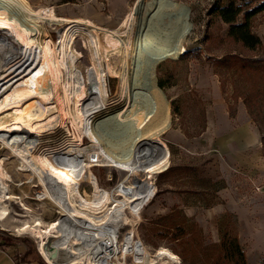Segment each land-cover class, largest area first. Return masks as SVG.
Returning a JSON list of instances; mask_svg holds the SVG:
<instances>
[{
	"label": "rangeland",
	"instance_id": "obj_1",
	"mask_svg": "<svg viewBox=\"0 0 264 264\" xmlns=\"http://www.w3.org/2000/svg\"><path fill=\"white\" fill-rule=\"evenodd\" d=\"M217 1L225 6L228 0H0V30L29 21L51 8L58 18L89 24L99 34L105 49L113 39L132 37L142 30L177 34L178 45L185 54H165L152 42L142 46L131 62L136 75L132 83L109 78L105 63L95 62L96 69L101 67L104 71L106 84L102 88L105 86L111 108L125 129L132 134L159 137L170 153L168 169L154 174L152 181L141 173L130 175L106 165L91 168L98 185L106 191L122 182L130 187L153 189L138 217L126 209L127 223L118 231V246L124 244L133 222L134 242L150 255L166 249L181 264H215L217 246L226 230L237 237L246 264H263L264 154L259 141L260 132H264V96L253 110L258 117L256 122L243 102L249 80L255 78L228 67L233 56L261 59L264 54L261 50L249 51L228 37V26L214 12ZM234 1L248 9L264 2ZM40 29L51 38L54 57L61 55L65 42L66 52L69 54L72 47L75 60L72 63L66 58L68 69L61 67L62 86H55L39 55L37 67L45 89L42 94L26 96L28 102L24 107L27 112L39 108L51 117L42 131H33L34 144L39 149L33 150L34 154H45L56 167L68 172L69 151L64 147L77 144L78 136L83 142L79 150L90 144L71 115L70 92L75 79L68 70L74 65L86 90L97 39L88 30H76L68 23L45 22ZM72 30L77 32L72 35ZM251 32L263 45L264 10L251 19ZM22 59L23 54L21 62ZM218 60L229 63L219 65ZM23 61H27L26 56ZM111 65L121 69L117 58L111 59ZM34 88V93L40 92L38 86ZM63 89L68 90L70 101L64 97ZM14 101L8 99L3 103ZM101 119L99 116L96 121ZM101 130L100 140L105 147L113 154H122L126 131L122 127ZM2 156L6 158L4 168L10 180L3 181L10 195L5 201L8 223L17 226L35 219L44 224L57 221L61 211L51 201H39L43 189L37 179L23 172L18 159L0 145ZM80 184L82 195L92 192L88 182ZM114 199L123 200L118 196ZM174 225H180L185 232L180 241L171 236ZM0 231L13 239L16 249L46 264L31 234L16 235L1 226ZM119 259L121 264H136L132 256ZM112 262L116 264L115 260Z\"/></svg>",
	"mask_w": 264,
	"mask_h": 264
},
{
	"label": "bare ground",
	"instance_id": "obj_2",
	"mask_svg": "<svg viewBox=\"0 0 264 264\" xmlns=\"http://www.w3.org/2000/svg\"><path fill=\"white\" fill-rule=\"evenodd\" d=\"M186 9L189 11L188 7ZM45 22L73 24L76 30H88L95 34L97 39V42H94L95 48H92L93 67L89 70L86 90L84 83H80L77 78L74 65L71 64L70 72L68 70L75 79L74 87L71 88L72 93L70 92L73 95L71 115L81 134L90 141L88 147L82 151L79 150L83 145L81 136L76 138L77 144L70 143L64 147L69 151L66 158L71 171L68 172L56 167L45 154H34L38 148L34 144L36 142L33 131H42L43 127L50 124L51 117L39 111V108L27 112L24 107L28 102L26 96L42 94L45 89L43 75L37 67L39 55L48 77L52 78L55 86L58 83L62 84L61 67L65 69L66 66V70L68 69L66 58L69 57L72 63L75 60L72 47L70 51L68 50L69 54L66 52L65 42L62 44L61 55L54 57L55 46L51 38L40 29ZM79 26L84 29L78 28ZM71 32L73 35L77 31ZM151 42L165 54L180 56L183 53V49L178 45L177 34L147 30H142L132 37L113 39L105 49L99 34L89 24L82 20L58 18L51 8L43 10L29 21L0 30V145L18 159L23 172H28L29 177L37 179L43 189L38 195L39 201H51L58 206L63 215L62 219L49 224H44L39 219L26 221L17 226L8 223L9 211L5 201L10 199V195L3 181L9 180V176L4 168L6 158L2 156L0 226L16 235L31 234L37 240L39 255L46 264H115L112 260H115L116 264H121L119 257L124 260L127 256H132L136 264H181L179 259L166 249H159L155 255H150L145 248L135 243L132 238L133 222H130L131 232L124 244L118 246V231L127 223L124 215L126 209L138 217L140 208L153 194V189L130 187L126 182H122L112 191H106L100 188L91 172L93 166L106 165L130 175L141 173L152 181L154 174L169 167V149L159 137L132 134L119 121L111 108L105 86L102 88V84L105 83L104 71L100 69L101 67L96 69L98 65L95 67V62L102 61L106 65L109 78L117 77L121 81L132 83L136 75L133 73L131 62L135 59L136 52ZM22 54L24 59L21 62ZM25 56L27 61H23ZM112 58L118 59L121 66L119 71L111 65ZM35 85L40 88V92H33ZM66 90L63 89L64 97L70 101ZM8 99L15 101L4 104L3 102ZM83 100L85 101L82 103ZM99 116L102 119L97 122ZM108 127L111 129L122 127L126 131L124 150L120 155L110 152L100 140L101 129ZM155 141L161 146L153 143ZM81 181L91 185L90 194L80 193ZM115 196L122 197L123 200L117 201L114 199ZM54 249L57 250L56 257L50 259V252Z\"/></svg>",
	"mask_w": 264,
	"mask_h": 264
},
{
	"label": "trees",
	"instance_id": "obj_3",
	"mask_svg": "<svg viewBox=\"0 0 264 264\" xmlns=\"http://www.w3.org/2000/svg\"><path fill=\"white\" fill-rule=\"evenodd\" d=\"M263 10L264 2L253 9H248L245 8V4H237L234 0H228L225 6H221L220 2L217 1L214 8L216 16L228 26V37L231 40L241 44L243 48L249 51L261 50L264 54V44L262 45L260 39L251 32V19ZM229 61V69L235 68L241 74L255 78H250L243 102L250 114L253 115V119L255 118L254 120L258 122V117L253 110L258 104V100L264 96V57L250 59L233 56ZM217 63L226 66L229 62L218 60ZM158 85L162 88L160 83ZM260 134L259 142L262 144L264 154V132L262 131ZM171 229H173L171 236L175 241H180L185 235L180 225H174ZM217 249L215 264H246L237 237L228 231L225 230L222 233ZM0 251L8 253L14 264H44L41 260L34 261L36 257L25 254L22 249H16L13 239L4 231H0Z\"/></svg>",
	"mask_w": 264,
	"mask_h": 264
},
{
	"label": "crops",
	"instance_id": "obj_4",
	"mask_svg": "<svg viewBox=\"0 0 264 264\" xmlns=\"http://www.w3.org/2000/svg\"><path fill=\"white\" fill-rule=\"evenodd\" d=\"M223 143L226 145L225 141ZM0 264H14L8 253L0 251Z\"/></svg>",
	"mask_w": 264,
	"mask_h": 264
},
{
	"label": "water",
	"instance_id": "obj_5",
	"mask_svg": "<svg viewBox=\"0 0 264 264\" xmlns=\"http://www.w3.org/2000/svg\"><path fill=\"white\" fill-rule=\"evenodd\" d=\"M153 143H155L156 145L161 146V144H160L159 142H157V141H155V142H153ZM62 216H63V215H60V216H59V219H62ZM50 253H51V254H50V259H53L54 257H56L57 250L54 249V250H52Z\"/></svg>",
	"mask_w": 264,
	"mask_h": 264
}]
</instances>
